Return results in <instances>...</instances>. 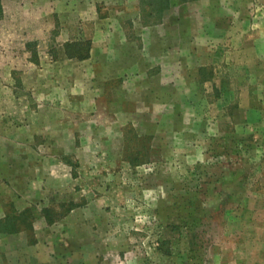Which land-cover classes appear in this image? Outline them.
I'll list each match as a JSON object with an SVG mask.
<instances>
[{
  "label": "rangeland",
  "instance_id": "obj_1",
  "mask_svg": "<svg viewBox=\"0 0 264 264\" xmlns=\"http://www.w3.org/2000/svg\"><path fill=\"white\" fill-rule=\"evenodd\" d=\"M137 1L144 26L167 13ZM233 1L246 38L210 40L200 96L119 129L78 104L82 59L65 48L84 53L113 30L96 20L124 1L0 0V264L11 250L35 264L36 212L52 222L76 207L95 229L78 232L90 264H264V0ZM128 125L144 162L124 158ZM21 231L28 245L7 235Z\"/></svg>",
  "mask_w": 264,
  "mask_h": 264
},
{
  "label": "crops",
  "instance_id": "obj_2",
  "mask_svg": "<svg viewBox=\"0 0 264 264\" xmlns=\"http://www.w3.org/2000/svg\"><path fill=\"white\" fill-rule=\"evenodd\" d=\"M122 1L124 7L120 11L110 5L106 15L101 18L96 15V22L112 26L113 30L107 27L108 30H100L91 37L89 55L81 61L85 78L78 103L83 108L85 105L86 110L92 109L94 119H111L119 129L138 121H151L154 126L153 120L160 118L154 115L157 103L171 105L197 99L200 96L197 86L210 81V76L200 75L210 68V40L222 43L232 34L240 38L241 31L243 40L246 38V16L235 1L170 0L162 19L147 22L152 24L147 26L140 22L138 1ZM128 18L139 25L131 36L121 26ZM57 134L54 132L55 138ZM58 142L54 139V145ZM24 195L16 202L27 204L28 197ZM83 211L72 208L65 219L52 222L36 212L34 244L44 249V257H36L35 264H90L84 247L86 236L78 232L90 234L95 229L77 218ZM7 235L28 245L23 231ZM20 255L11 250L2 264L23 263L25 258ZM13 257L17 260H10Z\"/></svg>",
  "mask_w": 264,
  "mask_h": 264
},
{
  "label": "trees",
  "instance_id": "obj_3",
  "mask_svg": "<svg viewBox=\"0 0 264 264\" xmlns=\"http://www.w3.org/2000/svg\"><path fill=\"white\" fill-rule=\"evenodd\" d=\"M169 3L170 0H148L146 1V5L147 7H150L149 13H156V14H160L163 13L168 7H169ZM141 4V2H140ZM141 7H143L144 5H140ZM156 21V20H155ZM155 21H151V22H155ZM148 22V21H147ZM146 22V23H147ZM71 44L70 42L66 43V54L69 57H77L78 59H84L86 57H88L89 55V46L86 49V51L84 53H78V54H71L69 53V49H67V46ZM67 50L69 52H67ZM128 132L130 133V135L128 136ZM150 136H141V138H148ZM140 137L133 132L132 127L131 126H127L125 129H123V141H124V148H123V153H124V158L128 160V162L132 163V164H137V163H141L144 162L145 160H142V158L139 157V151L136 150L133 152V144L132 141L134 140H138ZM132 144V145H131ZM71 208V206H69L67 208V210H69ZM14 229H11V231H13Z\"/></svg>",
  "mask_w": 264,
  "mask_h": 264
}]
</instances>
